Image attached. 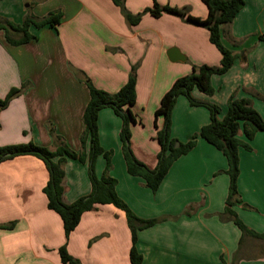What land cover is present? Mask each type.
I'll list each match as a JSON object with an SVG mask.
<instances>
[{
    "label": "crops",
    "instance_id": "0c3cea01",
    "mask_svg": "<svg viewBox=\"0 0 264 264\" xmlns=\"http://www.w3.org/2000/svg\"><path fill=\"white\" fill-rule=\"evenodd\" d=\"M133 15L152 9L154 2L187 8L205 19L202 0H124ZM62 13L55 28L31 27L36 39L13 46L0 31V99L26 85L0 113V147L33 142L56 150L61 142L81 151L83 114L89 89L79 80L82 72L99 90L117 93L137 70V101L131 108V148L136 159L150 169L157 165L155 113L173 83L192 72L193 66H219L221 54L210 43L207 30L179 17L145 14L130 25L112 0H0V20L21 25L30 14L45 18ZM264 0H245L232 24L223 27V44L237 55L233 67L211 79L215 93L193 91L195 99L227 112L231 97L249 99L264 119ZM176 48L184 61L168 57ZM163 118L157 127H163ZM210 123L204 107H191L177 99L172 113L171 138L188 143ZM122 120L109 109L98 116L99 143L112 154L108 176L117 181L116 192L142 220L156 224L137 233L136 247L142 264H264V240L243 234L224 215L230 179L224 155L200 137L195 147L178 158L156 192L127 171L120 132ZM59 139V140H58ZM250 151L239 153L236 218L255 235H264V134L249 142ZM89 144L86 146L88 153ZM103 156L95 162L96 176H104ZM49 180L44 163L20 156L0 164V264H63L60 249L80 264H131L132 234L123 211L97 205L83 214L66 240L59 215L47 207L43 189ZM63 201L72 204L91 193L88 164L68 159L65 164Z\"/></svg>",
    "mask_w": 264,
    "mask_h": 264
},
{
    "label": "trees",
    "instance_id": "16d2710c",
    "mask_svg": "<svg viewBox=\"0 0 264 264\" xmlns=\"http://www.w3.org/2000/svg\"><path fill=\"white\" fill-rule=\"evenodd\" d=\"M112 1L120 8L130 25L138 24L143 15L148 13L157 18L162 14H170L179 17L187 24L207 30L210 43L217 48L222 57L219 66H193L191 74L177 79L171 89L162 97L160 107L155 113V127L158 130L156 139L160 145L156 167L150 169L139 162L131 148V124L136 122L131 108L137 101L136 88L139 65L132 66L127 83L115 94L97 89L82 72L76 70L79 80L88 87L90 96L83 114L84 131L81 137V151L74 152L63 142L59 144L56 150L30 142L0 147V164L20 156H33L44 163L49 174L48 183L43 189L48 201L47 207L61 218L67 241L71 233L78 227L83 214L94 210L97 205H112L123 211L132 234L130 262L131 264H142L143 256L136 247L137 233L153 226L156 221L138 218L118 196L116 192L117 181L108 176L112 169V154L105 152L99 143L98 116L101 110L109 108L122 120L120 139L128 173L143 179L146 186L153 192L158 190L172 164L195 147L197 137L220 151L227 159V174L230 179L227 207L222 217L228 216L232 219L241 230L243 238L246 235H252L264 240V235H255L236 218V214L231 210V207L239 202L237 199L240 175L239 153L241 150L250 151L249 142L255 138L257 133H264V119L249 99L231 97L227 103V112L220 119L221 109L218 106L199 101L193 96L194 90L212 96L215 93L211 83L212 77L226 74L235 64L237 55L223 44L222 30L223 27L231 25L237 14L243 10L245 0H202L208 9V16L205 19L191 16L187 8L162 7L157 2H154L152 9H146L142 13L133 15L126 9L124 0ZM61 18L62 13L54 11L45 18H37L29 14L21 25L0 20V31L5 32L9 44L21 46L36 39L30 32L31 27L37 29L47 26L55 28L61 23ZM259 40L264 43V33L259 36ZM25 88L26 85L20 89H12L4 99H0V113L9 106L14 98L21 95ZM179 97H184L191 107L206 108L210 114V123L202 127L199 134L191 141L179 143V147L176 148L178 140L171 138V125L173 109ZM159 117H162L164 121L161 129H158L156 123ZM87 143L89 144L88 153H86ZM100 156H103L106 161L104 176L101 179L95 173V162ZM68 159L79 160L81 163L88 164L92 185L91 193L88 196L82 197L70 205L63 201L65 192L63 180L65 164ZM14 227V222L2 224L0 230H11ZM66 245L67 243L60 249L62 263L80 264L78 260L68 254ZM223 264L226 263L223 262Z\"/></svg>",
    "mask_w": 264,
    "mask_h": 264
},
{
    "label": "water",
    "instance_id": "95a60500",
    "mask_svg": "<svg viewBox=\"0 0 264 264\" xmlns=\"http://www.w3.org/2000/svg\"><path fill=\"white\" fill-rule=\"evenodd\" d=\"M168 57L170 61L177 62V61H184L185 57L180 53V51L176 48H173L169 51ZM176 148L179 147V144L175 146Z\"/></svg>",
    "mask_w": 264,
    "mask_h": 264
},
{
    "label": "rangeland",
    "instance_id": "374dc122",
    "mask_svg": "<svg viewBox=\"0 0 264 264\" xmlns=\"http://www.w3.org/2000/svg\"><path fill=\"white\" fill-rule=\"evenodd\" d=\"M258 39H259V38H258ZM207 111H208V110H207ZM260 133H262V132H260ZM262 134H264V133H262ZM179 143H180V142L178 141L177 144H179ZM177 144H176V145H177Z\"/></svg>",
    "mask_w": 264,
    "mask_h": 264
}]
</instances>
